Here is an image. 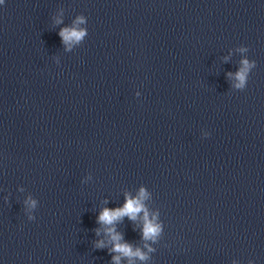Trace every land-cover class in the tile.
Segmentation results:
<instances>
[{
  "label": "clouds",
  "instance_id": "obj_1",
  "mask_svg": "<svg viewBox=\"0 0 264 264\" xmlns=\"http://www.w3.org/2000/svg\"><path fill=\"white\" fill-rule=\"evenodd\" d=\"M2 2L3 0H0V3ZM60 22L61 21L57 19V23ZM83 22L84 18L78 17L75 23L79 25ZM85 35L86 31L78 27L64 28L60 32V36L65 44H69V42H79ZM239 51L246 52L248 49L242 47ZM241 65V68L235 74V79L238 81L235 87L242 89L246 84L249 70L255 67V61L250 62L245 58L241 61ZM147 195V192L143 188L140 189L139 195L135 198L126 194V202L123 207L118 209L105 208L101 211L98 217L99 223L109 226L106 227L105 231L113 243L111 251L119 254L113 257L114 264H120L121 257L128 258L129 264H134V258H138L141 261L148 259L147 253L141 251L139 248L133 249L130 244L120 242L122 239L121 235L115 231L114 227H111V225H113L116 221L124 216H128L130 219L136 220L139 214L143 213L142 233L145 241L151 240L154 242L162 231L161 225L156 223L155 216L149 219L148 210L143 203V201L147 198ZM35 203L36 202L33 200L26 201V204L29 207H35ZM103 246L104 244L102 241L97 243V247ZM145 247L148 248V252L154 251V249L149 247L147 244Z\"/></svg>",
  "mask_w": 264,
  "mask_h": 264
}]
</instances>
